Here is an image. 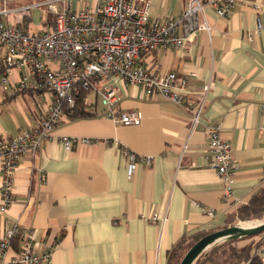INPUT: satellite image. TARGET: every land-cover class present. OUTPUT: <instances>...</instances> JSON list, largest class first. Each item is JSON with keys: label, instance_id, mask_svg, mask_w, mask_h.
Returning a JSON list of instances; mask_svg holds the SVG:
<instances>
[{"label": "crops", "instance_id": "crops-1", "mask_svg": "<svg viewBox=\"0 0 264 264\" xmlns=\"http://www.w3.org/2000/svg\"><path fill=\"white\" fill-rule=\"evenodd\" d=\"M108 1L75 5L93 9ZM186 1L149 0V19L176 18ZM35 11L40 12H30V19ZM257 17H264V0H236L224 18L205 8L202 19L209 32L196 31L182 48L143 55L147 70L187 76L188 109L121 83L117 110L139 113L138 125H115L102 117L101 105L92 109V117H63L55 139L20 160L13 202L0 212V236L15 223L24 231L36 230L42 241L37 252L50 251L51 264H167L181 238L221 230L227 214L262 186L264 30L253 42L246 38ZM17 82L12 72L7 84L0 83V143L34 128L51 102L48 94H13ZM201 93L204 106L193 125ZM213 123L230 143L237 168L233 197L227 200L225 184L208 166L207 129ZM61 136L96 142L67 150L56 139ZM129 152L152 157L153 163L139 162L128 178ZM143 214L159 222H146Z\"/></svg>", "mask_w": 264, "mask_h": 264}, {"label": "built area", "instance_id": "built-area-1", "mask_svg": "<svg viewBox=\"0 0 264 264\" xmlns=\"http://www.w3.org/2000/svg\"><path fill=\"white\" fill-rule=\"evenodd\" d=\"M11 0L0 4V83L7 84L12 72L18 82L11 92L33 94L48 93L51 102L40 114L36 126L0 143V212L12 204L14 175L25 155H35L44 142L55 139L53 132L63 117L76 107L80 96L92 106L99 100L102 117L118 126L138 125L141 116L135 111H119L118 85L139 86L150 98L159 95L168 101L188 109L186 104L187 76L178 78L172 71L147 70L141 56L159 49L182 48L196 31H210L202 19L205 8L221 17H227L236 0H187L181 14L164 19H149V0H109L95 8H76L80 0H43L35 5L7 9ZM43 9L53 16L47 30L30 33L20 23L3 20L10 14L20 20L30 11ZM264 30V17H257L252 30H247L248 42ZM208 91L204 87V92ZM95 98L93 103L91 98ZM193 111L192 123L199 121L204 106V96L199 94ZM208 166L225 184L224 198L233 197L232 183L236 166L231 155V145L223 137L218 123L207 129ZM57 141L70 150L75 145L96 142L90 138L61 136ZM186 148V146L184 147ZM127 177L131 178L138 163L151 165L152 157L127 155ZM264 181V169L261 176ZM146 222L156 224L157 216L141 215ZM161 219L160 222H164ZM19 241L16 252L12 243ZM264 237L262 238V243ZM42 241L36 230L26 231L15 223L0 236V264H51L50 251L38 254ZM259 252L264 255V245Z\"/></svg>", "mask_w": 264, "mask_h": 264}, {"label": "trees", "instance_id": "trees-1", "mask_svg": "<svg viewBox=\"0 0 264 264\" xmlns=\"http://www.w3.org/2000/svg\"><path fill=\"white\" fill-rule=\"evenodd\" d=\"M43 0H39L41 2ZM30 20V15L23 18L22 23L26 24ZM51 22V17L46 15L45 26ZM21 26V24L19 25ZM149 54V53H146ZM144 55V54H143ZM143 55L141 57H143ZM97 103L89 106L84 97L80 96L76 107L68 114L69 120L82 119L92 117V109ZM90 108V109H87ZM264 217V181L262 186L255 191L246 204L239 205L233 212L228 213L225 217L223 229L227 228L234 221H250L259 220ZM212 232H199L191 236L181 238L169 251L167 264H179L185 253L202 237ZM256 238V239H255ZM263 238V237H262ZM262 238L242 237L237 240H227L216 244L204 251L193 264H264V255L259 252L260 242ZM248 241L243 246L239 243ZM13 249L18 252L19 241L15 239L12 243Z\"/></svg>", "mask_w": 264, "mask_h": 264}, {"label": "water", "instance_id": "water-1", "mask_svg": "<svg viewBox=\"0 0 264 264\" xmlns=\"http://www.w3.org/2000/svg\"><path fill=\"white\" fill-rule=\"evenodd\" d=\"M264 232V222L252 227L232 226L221 229L199 239L183 256L179 264H193L195 260L212 246L227 240L254 237Z\"/></svg>", "mask_w": 264, "mask_h": 264}, {"label": "rangeland", "instance_id": "rangeland-1", "mask_svg": "<svg viewBox=\"0 0 264 264\" xmlns=\"http://www.w3.org/2000/svg\"><path fill=\"white\" fill-rule=\"evenodd\" d=\"M39 0H11L8 4H7V9L11 10V9H18V8H22V7H28V6H32V5H35ZM2 3V0H0V4ZM36 10V9H35ZM40 12H33L32 13V17L30 20L27 21L26 24H21V27L25 30H27L28 32L30 33H41V32H44L47 30V27L44 25V14L42 12L43 9H38ZM32 12V10L30 11ZM52 15H51V21H52ZM3 20L5 22H10L12 24L14 23H17L18 22V18L13 15V14H10L9 17H4ZM44 94H48V93H44ZM50 95V94H48ZM92 102L94 103L95 102V98L92 97L91 98ZM44 101V100H43ZM45 102V101H44ZM100 105V102L99 100H97V107H99ZM87 109H90V108H87ZM264 222V217L262 219H259V220H250V221H234L231 223L230 226L228 227H232V226H241V225H258L259 223H263ZM223 229V227H222ZM255 237H259V238H262L264 237V232L255 236ZM256 239V238H255ZM261 245H264V242H260V246ZM260 248V247H259Z\"/></svg>", "mask_w": 264, "mask_h": 264}, {"label": "bare ground", "instance_id": "bare-ground-1", "mask_svg": "<svg viewBox=\"0 0 264 264\" xmlns=\"http://www.w3.org/2000/svg\"><path fill=\"white\" fill-rule=\"evenodd\" d=\"M252 226H254V225H246V226L241 225V227H244V228H246V227H252Z\"/></svg>", "mask_w": 264, "mask_h": 264}]
</instances>
